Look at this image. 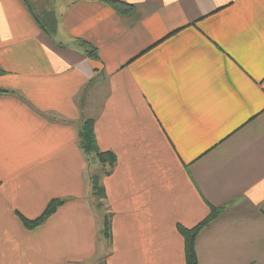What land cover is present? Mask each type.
<instances>
[{
  "label": "crops",
  "instance_id": "crops-1",
  "mask_svg": "<svg viewBox=\"0 0 264 264\" xmlns=\"http://www.w3.org/2000/svg\"><path fill=\"white\" fill-rule=\"evenodd\" d=\"M115 1L134 11L75 0L48 36L23 0H0V264L102 257L90 119L117 157L104 264H186L179 227L212 209L198 264H264V0Z\"/></svg>",
  "mask_w": 264,
  "mask_h": 264
},
{
  "label": "trees",
  "instance_id": "trees-1",
  "mask_svg": "<svg viewBox=\"0 0 264 264\" xmlns=\"http://www.w3.org/2000/svg\"><path fill=\"white\" fill-rule=\"evenodd\" d=\"M25 4L28 7L27 1L23 0ZM107 5H109L111 8H113L117 13L121 15H128L134 11L133 6L123 3L120 1L115 0H101ZM43 32H45L48 36H52L55 34L57 30L58 21L56 18H52V20L47 23L43 24L42 22H39V18L33 16ZM84 46L89 48V51H87V55L90 59L97 60L98 59V51L97 49L90 47L86 43H82ZM3 72L0 70V74ZM7 91L0 90V94H5ZM95 122L94 120H87L83 123L81 133H80V146L85 152V154L88 155H94L99 162L102 164V166L105 168V172L102 174V177L105 175H110L113 171L116 163H117V157L113 152L106 151L103 152L99 149L97 145V139L95 135V128H94ZM100 176H92L91 177V186H92V192L93 195L101 201H105L106 199V193L103 186L100 184V179L102 178ZM65 201L63 200H53L49 203L44 213L36 220L29 221L26 219H22L24 225L27 228H36L39 225L43 224L50 216H52L56 210L64 204ZM223 209H212V212L210 216L205 219L203 222H201L199 225H197L195 228L192 229H186L183 227H179V231L184 237L185 240V256H186V264H198L196 251H195V241L199 234V232L208 226L215 218H217L221 213ZM104 233L107 239H112L111 235V216L105 218L104 220Z\"/></svg>",
  "mask_w": 264,
  "mask_h": 264
},
{
  "label": "rangeland",
  "instance_id": "rangeland-1",
  "mask_svg": "<svg viewBox=\"0 0 264 264\" xmlns=\"http://www.w3.org/2000/svg\"><path fill=\"white\" fill-rule=\"evenodd\" d=\"M25 1H27L26 3L28 4V9L31 11L32 15L33 16L35 15V17L39 18L38 19L39 22H42L43 24H47L54 17L58 21L57 18L60 16L62 11H64L67 8V6L72 4V2H74L75 0H25ZM86 155L87 157L88 156L93 157L91 159V165L94 169L93 176L102 177V174L105 172V168L102 166V164L98 161V159L94 155H88V154ZM98 165L100 167L99 170H97ZM102 180L103 178L100 179V184L103 186ZM94 208L97 210L96 212L103 219V223H102L103 228H102V234H100V238L103 240L104 246L102 244L100 247V250L103 252L100 255L102 257L99 259L97 264H104V259L105 256L109 253V245H110V240L106 238L104 233V220L105 218L111 216L110 215L111 212L107 207V203L105 201L98 200L96 197H95Z\"/></svg>",
  "mask_w": 264,
  "mask_h": 264
}]
</instances>
